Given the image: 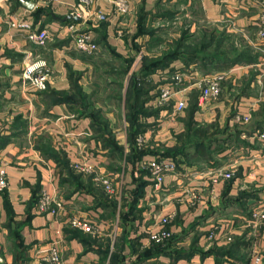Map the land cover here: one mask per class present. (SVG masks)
Here are the masks:
<instances>
[{
    "label": "crops",
    "instance_id": "obj_1",
    "mask_svg": "<svg viewBox=\"0 0 264 264\" xmlns=\"http://www.w3.org/2000/svg\"><path fill=\"white\" fill-rule=\"evenodd\" d=\"M25 2L33 7H27ZM79 6L84 11L100 10L108 16L101 22H76L80 28L89 29L97 40L98 49L93 54L73 47L65 28L68 23L63 22ZM156 13L160 22L171 29L189 22L184 42L200 33H207L209 42L202 49V58L176 59L147 78L150 86L144 88L145 113L139 117L144 129L141 133L146 137L143 147L148 150L144 159L163 153L162 148L175 146L190 122L210 129L223 128L224 132L217 133L219 137L201 158H197L194 149L188 150L193 155L189 157H194L190 162L182 156L177 161L167 157L184 173L183 177L180 173L165 177L169 198L179 200L188 189L200 197L196 207L171 203L161 213L183 216L173 231L189 224L184 237L197 233L200 243L212 229L211 223L220 225L215 227V239L222 231L230 230L232 234V242L225 250L231 255H195L175 264H256V252L263 256V262L258 264H264V225L255 235L247 226V210L256 204L264 205V41L258 37L259 7L255 0H125L124 13L116 12L107 0H0V169L5 170L9 181L0 192V264H37V257L51 243L59 245L62 264H107L101 250L104 243L99 238H111L103 231L116 221L120 209L128 206L138 191L139 212L132 216L125 233L127 242L120 241L119 252L126 256L127 264L135 255L130 244L140 250L151 247L150 232L162 227L152 210L160 207L157 194L151 193V180L130 162L124 98L129 70L136 56L141 59L140 44L149 39L148 34L140 35L138 31L140 15ZM21 15L32 19L37 28L49 31L45 46L29 40L26 31L7 24V18ZM175 32L168 33L166 41L180 38ZM235 38L240 44H235ZM233 44L244 46V50L237 51ZM233 47L239 54L236 60L231 58ZM104 60L119 65L103 70L100 62ZM36 61L44 62L48 71L43 89L22 78L25 66ZM177 72L183 73L177 88L187 103L182 112L171 117L179 94L165 106H157L156 99L159 88ZM214 72L225 73L227 96L233 95L234 100L224 97L199 101L198 80ZM192 98L196 108L191 114ZM236 112L251 117L250 128H238L240 124L234 121ZM227 155L235 156V164L229 169L235 176L214 185L218 197L210 203L209 178L190 179L186 174L222 166ZM74 164L92 166L95 174L110 175L121 194L109 200L100 198L89 173L75 170ZM74 176L79 177L77 182ZM42 192L60 204L58 215L36 210L34 199ZM74 215L87 218L94 230L74 234L68 223ZM122 233L121 229L115 238L122 239ZM113 245L111 241V250ZM168 259L159 255L142 264H166Z\"/></svg>",
    "mask_w": 264,
    "mask_h": 264
},
{
    "label": "built area",
    "instance_id": "obj_2",
    "mask_svg": "<svg viewBox=\"0 0 264 264\" xmlns=\"http://www.w3.org/2000/svg\"><path fill=\"white\" fill-rule=\"evenodd\" d=\"M85 1V0H82ZM110 2L116 12L124 13L125 11V0H107ZM256 3L260 10V15L258 18V26L259 33L258 37L264 41V0H256ZM72 16H76L81 18L82 22H88L89 20L95 22H101L107 19V14L104 12L97 10L95 12L84 11L80 6L71 12ZM7 24L11 28H17L26 31L27 38L33 41L35 44L39 46H45L47 40L49 39V31L46 28L40 29L37 28L32 19L21 16H12L7 18ZM78 23H68L65 25L67 30V34L70 36L72 45L75 49L85 52L88 54H93L97 51L98 45L95 42L93 35L90 31L82 29L79 27ZM48 74L47 69H45V63L36 61L29 63L25 66L22 72L23 80L29 82L31 85L37 88H45V78ZM224 72H214L209 77L204 76L199 79L197 84L200 87V102H206L209 100H215L218 98L221 90L220 83L224 79ZM183 80V73L177 72L172 77V80L168 84H164L159 88V93L156 99L157 106H165L170 100L173 98L175 94H179V97L175 99V103L170 112L171 117L178 115L186 108V99L184 94H181V89H178L177 86ZM176 91H174V89ZM237 121L247 122L249 120L248 116H236ZM137 145L142 146L146 137L145 134L142 133L137 138ZM73 168L77 171L82 172H92L93 167H81L78 164H74ZM138 170L144 172V174L151 180V189L152 192H160L163 188L164 177L169 172L177 171V164L174 160H171L164 156H156L150 159H142L139 162ZM222 170H213L215 178L214 182L223 181L225 179L231 178V174L229 172H221ZM97 182H100L104 187V190L108 194L114 193V187L112 186L111 180L108 177L100 178L98 176L95 177ZM9 181L6 175V172L3 168L0 169V192L4 191L8 187ZM214 194H211L209 199H213ZM60 208V204L50 196L49 194L42 192L40 193L37 203L36 210L40 213H50L54 216L58 215ZM250 217L255 220L256 227H260L264 224V208L259 204H256L254 207L250 209ZM69 225L72 228L81 230L83 232H92L94 230L93 224L85 217L74 215L69 219ZM166 233H157L151 234V238L156 241L163 240L166 238ZM260 259L256 258V262L258 263ZM37 264H62V257L60 252V247L56 243H51L43 253H41L37 257Z\"/></svg>",
    "mask_w": 264,
    "mask_h": 264
},
{
    "label": "rangeland",
    "instance_id": "obj_3",
    "mask_svg": "<svg viewBox=\"0 0 264 264\" xmlns=\"http://www.w3.org/2000/svg\"><path fill=\"white\" fill-rule=\"evenodd\" d=\"M255 2H256V0H255ZM259 15H260V10H259ZM259 15H258V18H259ZM258 18H257V25H258ZM187 23H189V22L188 21H185V23L183 22L177 28H172L171 29V28L165 26L166 23L160 22L159 14H157V13L155 15L146 17L144 19V21H143V29H145L146 31L151 32V35H149L148 41L141 42V44H140V50H139V52H140L141 58L143 56H148L150 58H153V57H156L158 55H161L163 53V51H166L167 49H171L173 47V44L177 43L180 38H184L186 36V31H185L186 29H185V27H186ZM166 28H168V29H166ZM175 31H177L179 33L180 38H178V39L177 38L176 39L173 38V39H171V41H170V39H169V41H166V35L168 33H173ZM258 33H259V26H258ZM205 34H207V33H204L203 36H202L201 33H200L198 35V37H194V38L187 39L188 42H183V44H184L183 47H189V48H192V47L198 48V46H199V48L202 47L204 44H206L207 42H209V38H206L205 37ZM197 38H199V39H197ZM200 38H202V39H200ZM234 41L236 42L235 44H240L239 43V40L237 38H235ZM161 42H162V44H161ZM160 44H161V46H160ZM234 47L237 49V51H238V49H240V50L243 49L244 50V46L234 45ZM234 47H233V49L235 50ZM243 52H245V51H242V53ZM108 59H109V57H108ZM104 62L103 63L100 62V66L103 67V70L110 71V70H113L112 69L113 67H116L117 65H119L117 62H113L112 60H108V61L104 60ZM139 63H140V58L138 56H136L135 62L133 63L132 68L129 70V74L130 75H131V73L133 71H136L138 69ZM128 81H129V79H128ZM227 91H228V88L224 84V88H222V90H220V94H219L218 98L215 99V101L222 100L224 97L234 100V96L233 95H229L228 94L229 96H227ZM126 97H127V95H125V98H124L125 100H126ZM235 99H236V97H235ZM209 101H212V100H209ZM193 104H194V98H192L189 106H192ZM236 116H243V115L238 114L237 112L234 114V121L237 122L238 124H240V126H239L240 128L245 129V128H250L251 127V124H252L253 120L251 119V117L249 115H248L249 120L247 122H242V120L241 121H237L236 120ZM201 127L203 128L205 126H201ZM222 129L223 128H219V127L218 128H213L212 127L211 129L208 128V131H206L205 128H204L200 132V134L198 133L197 135L199 136V138L200 137H204V138H207V139L208 138H211V137H219V134H217V133H219L220 131H222ZM140 134H142V133H140ZM139 135L137 134L136 140H137V138H138ZM180 142L182 144H185L186 142H188L187 137L185 135H182ZM144 144L142 146H140V147H143ZM136 145H137V141H136ZM164 149L165 148H162L160 150V152H163L164 153ZM163 153H159L157 156H162ZM234 157H235L234 155H227V158L224 159V160H226V162L224 164H222V162H220L222 164V166L214 167L213 169L209 170L208 172H203V173H198L196 171H194V172L190 171V172H188L186 174V177H189L190 179H193L196 176H201L199 178L208 177L209 178V182H210L209 183V187L207 188L208 189L207 192L209 194V198H210L211 194H214V198L213 199H208V201L210 203H213L214 201L217 200V197H218L216 195V193H215V190H214V185L217 184L218 182H214V180H213L215 178V176L213 174L214 172L213 173H209V172H212L213 170H216L217 171V170H220L221 169L222 170L221 172H226L227 171V172H229L231 174V178L234 177L235 176V173H233V171L229 170L231 168L230 165L235 164V161H233L235 159ZM231 159H232V161H231ZM93 169L95 170V168H93ZM177 171L174 172V173L169 172V173H167L165 175V177L167 175H176V173H180L181 174L180 176L183 177L184 173H182V171L180 172V170H178V169H177ZM88 173H89L88 175H90V178H92V180L94 181L93 184H95L94 186L97 188L96 193L98 194V196L100 198H102V199L103 198H107L109 200L111 197H113L115 195L117 196L118 193H120V192L117 193V190L118 189L116 188V182H115L116 180L114 179V181H113V179H112V177L110 175L104 174V173L101 174L100 172H97L98 174H95L94 171L88 172ZM96 176H98L100 178L108 177L111 180L112 186L114 187V193L111 194V195L108 194L104 190V187L101 185V183L100 182H97V180L95 179ZM118 177H120V176L117 175V178ZM165 177H164L163 188H162V190L160 192H152V189H151V193L153 195L154 194L155 195L157 194L158 199H157L156 202L159 205V207L161 208L160 209L157 206L155 209L152 210V214H155V218H157V217L159 218L158 221H159L160 226H162V227L159 229V231L150 232V234H149V240H150V242L152 244L153 243H162V245H168L171 248L174 247L175 249H173V250H176L178 252H187V251H190L192 249H199L202 252L203 251L204 252H209V253H212L211 255H215V256H216V252L217 251H221L222 249L223 250L228 249L230 243L232 242V234H231V231L230 230H226L225 232L222 231L219 234V236L216 237V239H215V233H214L215 227L216 228H219V226H220V225H218L219 223H217V222L211 223L212 229L209 231V234H208L207 238L204 239L202 243L199 242L197 233H195V234L194 233H191L190 235H188L186 237H183V239L181 241H177L176 243H173V245L170 244V242H169L170 241L169 240L170 237L175 236V235L177 236V235L181 234L182 232H184V230H188L189 229V224H186L185 226H181V230L180 231L174 232L173 229H172V227L175 226V225H177V224H179L178 221L180 219H182L183 216H180L179 214H177L175 212H169V213H165V214L162 215V213H161L162 209L165 210L168 206H170L171 203L173 205H176V204L178 205V203H180V204H187V206H189V208L196 207L200 195H198V193L195 190L192 189L190 191V189H188L187 191H185V195L186 196L184 195L179 200L177 199L178 197H174L172 199L169 198V196L167 195L169 193V191L167 190V187H169V186H167L165 188ZM231 178H229V179H231ZM229 179H225V180L227 181ZM172 189H174V187ZM129 199H130V197L127 198V201ZM259 205L262 206V208H264V205H262V204H259ZM254 206L255 205H253L252 207H254ZM125 207L127 208V206H124L123 210L125 209ZM251 208H249L247 210L248 211V214H250L249 212H250V209ZM160 213H161V215H160ZM117 219H116V221L113 224H111L110 226H108L106 228L107 231H105V230L103 231L105 234H111V238L109 239L108 236L105 237L103 235V237L99 238V242L100 243H104L105 244L107 242L108 243H111V241H114L113 247H117L118 244H120V241H122V240L120 238H115V235H116L117 232H119L124 227L121 226L122 224H121V221H120V215L118 216ZM247 220H248L247 221L248 222L247 223V226L252 227L253 234L254 235L256 234V232H258V229L261 228V226L264 225L263 224L260 227H256V225H255L256 222H255V220L253 221V218L250 217ZM112 233H113L114 237H113ZM157 233H159V234L160 233H166L167 236H166V238H163V240H160V241H156V240H154L153 238L150 237L151 234H157ZM122 235H120V236H122ZM221 237L224 238L223 239L224 241L221 240ZM115 242H116V244H115ZM152 244L150 246H152ZM254 254L255 255L253 256V262L255 263L256 262L255 261L256 258H258V259H260L258 263H262L263 262V256L259 252L258 253L256 252ZM106 262L108 263V260H106ZM258 263H256V264H258ZM166 264H175L174 258L173 257H169V259H168V261H167Z\"/></svg>",
    "mask_w": 264,
    "mask_h": 264
},
{
    "label": "trees",
    "instance_id": "obj_4",
    "mask_svg": "<svg viewBox=\"0 0 264 264\" xmlns=\"http://www.w3.org/2000/svg\"><path fill=\"white\" fill-rule=\"evenodd\" d=\"M145 18H146V16L140 15L138 31H139L140 35H143V34L151 35V32L143 29V21ZM63 22H65V23H70V22L76 23L78 21H76L75 18H71V19H67ZM86 30L88 31L89 29H86ZM184 38H180L177 43L173 44V47L171 49H167L166 51H163V53L161 55H158V56L153 57V58H150L148 56H143L140 59L138 69L136 71H133L129 77V86H128V91H127L128 93H127V97H126V106H127L126 111H127V118L129 121L128 153L131 156L130 162L132 163L133 166L136 167V169L139 166V162L142 159H144L143 155L145 153H147L146 151H148V150H146L147 148L140 147V146L136 145L137 134L139 135L141 132L144 131L143 125L139 122V117H140L141 113H145V111L143 110L144 103L146 102V99H143V96L146 95L144 88L150 84L147 81V78L150 76V74L155 72L157 69L164 68V67L168 66L172 61H174L176 59H182V60L189 59L190 60L193 57H198V58L203 57V56L200 57V55L202 54V49L205 47V44L202 47H200L199 50H198V48H195V47H192V48L183 47L184 46V44H183ZM95 41L97 42L96 39H95ZM231 54H232L231 58H233L235 60L239 57V54L236 50L232 51ZM242 56L244 57L245 55L242 54ZM131 61H129L128 67H130V65L132 64ZM224 82L225 81L223 79L220 83L221 90H222V88H224ZM195 108H196L195 105H192L190 107V113L191 114L195 110ZM201 126L202 125L195 126L191 122L188 123L187 130L183 134H180V136H178L177 144L173 147L165 148L162 156L171 157L176 161H177L178 157L182 156L184 161L186 160V162H190L192 160V158H194V157H192V158L189 157V156H193V155H191V152H189L188 150L194 149L196 151L195 154H197V158H201V156H203L206 152L208 153V151H209L208 146L211 144V142L215 141L217 139V137H211L208 139L204 138V137L199 138V136L197 134L198 133L200 134V132L204 128L206 131H208L207 126H205L203 128ZM221 132L222 131H220L219 133H221ZM182 135H185L188 139V142H186L185 144H182L180 142ZM116 150L119 151L120 150L119 147H116ZM156 156H154V157H156ZM141 173L143 174L144 172H141ZM232 178H234V177H232ZM232 178L229 180H232ZM74 179H76V182H77L79 177L74 176ZM140 196H141V192H139V191L136 192L133 196V200L130 201L127 208L124 210L123 209L120 210L119 215H120V221L122 224L121 226L124 227L122 229V231H123L122 237L123 238L121 240L124 243L127 242V240L125 239V233L127 232L128 227L130 226V223L132 222V219H133L132 216L134 217V215H136L139 212L138 209L136 208L137 207L136 205H137V202H138ZM38 197L39 196L35 197L34 204H36ZM105 199L108 200L107 198H105ZM115 206H116V204L114 203V207ZM70 230L74 234L80 235V233H81L80 230H78V229L71 228ZM186 231L187 230H184V232H182L181 234H179L177 236L175 235V236L170 237V239H169L170 241L168 240L170 242V244L173 245V243H176L177 241H181L183 239L184 235L187 233ZM88 238H87V240L92 241L91 238H89V239ZM119 246H120V244H118L117 247H114L113 250L110 249V243H108V242L102 246L101 250L103 253V257H104L103 259L108 260L107 264H125V258L124 257H126V256H124L123 254H121L119 252L120 251ZM129 247L132 249V251H133V253H135V255H134L133 260H131L127 264H142V262L145 261L147 258L158 257L159 255H164L168 258L173 257L175 262H176L182 258L189 260L190 258H192L195 255H199L200 257H204V256H209L212 254L209 252H204V251L202 252L199 249H192V250L187 251V252H178L176 250H173V249H175L174 247L171 248L168 245H162V243H153L150 248L142 249V250H140L138 247L136 249L134 244H130ZM230 250H232V249H230ZM218 252H219V255H221V256L223 254H226V253L231 255V252H229V251L225 252V250H223V249L221 251H217L216 252L217 255H218ZM219 255H218V257L220 258ZM219 258L218 259L216 258L217 262H219V260H220Z\"/></svg>",
    "mask_w": 264,
    "mask_h": 264
},
{
    "label": "water",
    "instance_id": "obj_5",
    "mask_svg": "<svg viewBox=\"0 0 264 264\" xmlns=\"http://www.w3.org/2000/svg\"><path fill=\"white\" fill-rule=\"evenodd\" d=\"M21 1H23V0H21ZM25 5H26L27 7H29V8H32V7H33L32 4H28L27 2H25ZM71 18H75L77 21H80V20H81V18L76 17V16H72V15L66 16L65 19H71Z\"/></svg>",
    "mask_w": 264,
    "mask_h": 264
}]
</instances>
